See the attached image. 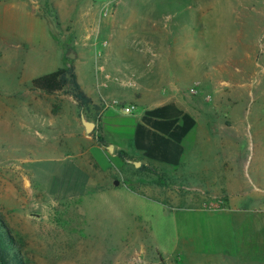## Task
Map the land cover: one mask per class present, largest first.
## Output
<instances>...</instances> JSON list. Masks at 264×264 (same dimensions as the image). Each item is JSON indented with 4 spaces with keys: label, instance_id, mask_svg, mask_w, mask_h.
Masks as SVG:
<instances>
[{
    "label": "rangeland",
    "instance_id": "obj_1",
    "mask_svg": "<svg viewBox=\"0 0 264 264\" xmlns=\"http://www.w3.org/2000/svg\"><path fill=\"white\" fill-rule=\"evenodd\" d=\"M159 61L197 116L175 167L31 84ZM0 220L26 264H264V0H0Z\"/></svg>",
    "mask_w": 264,
    "mask_h": 264
},
{
    "label": "crops",
    "instance_id": "obj_2",
    "mask_svg": "<svg viewBox=\"0 0 264 264\" xmlns=\"http://www.w3.org/2000/svg\"><path fill=\"white\" fill-rule=\"evenodd\" d=\"M172 72L173 68L163 66L160 61L152 66L145 63L139 69L126 64L114 65L113 70L97 65L85 82L76 72L79 83L94 104L101 106L117 100L126 106H135L132 112L116 106L104 108L103 130L107 135H114L109 145L126 151L134 161L150 168L180 165L186 140L197 125V116L181 99L179 81ZM113 75L116 82L112 81ZM122 117L129 124V134L119 123ZM123 136L128 137L126 148L117 146L118 141L124 140ZM93 147L103 153L102 146Z\"/></svg>",
    "mask_w": 264,
    "mask_h": 264
},
{
    "label": "trees",
    "instance_id": "obj_3",
    "mask_svg": "<svg viewBox=\"0 0 264 264\" xmlns=\"http://www.w3.org/2000/svg\"><path fill=\"white\" fill-rule=\"evenodd\" d=\"M31 84L33 88L49 94L65 91V93L72 95L82 109L87 108L89 105L96 106L79 83L73 64L36 76L31 79ZM97 140L100 145H104L102 137L98 136ZM119 153L121 157L125 158V152L120 151ZM139 169L145 170L148 167L140 165ZM18 242L16 237L3 226L0 220V264H26L20 246L17 244Z\"/></svg>",
    "mask_w": 264,
    "mask_h": 264
},
{
    "label": "water",
    "instance_id": "obj_4",
    "mask_svg": "<svg viewBox=\"0 0 264 264\" xmlns=\"http://www.w3.org/2000/svg\"><path fill=\"white\" fill-rule=\"evenodd\" d=\"M68 57L69 58H73L74 54L73 53H69ZM81 122H82V124L84 126V130H85L86 133H90L93 130L94 126H95V123L92 122V121L87 120L84 117L83 114H81ZM107 148H108L109 151H111V152L113 151V146L112 145H108ZM134 165L136 167H138L140 165V162L139 161H134ZM117 183H118V181H115V184H117Z\"/></svg>",
    "mask_w": 264,
    "mask_h": 264
},
{
    "label": "built area",
    "instance_id": "obj_5",
    "mask_svg": "<svg viewBox=\"0 0 264 264\" xmlns=\"http://www.w3.org/2000/svg\"><path fill=\"white\" fill-rule=\"evenodd\" d=\"M109 106L110 107H114V106L120 107L125 112H132L135 109L134 105L126 106L117 100H112L110 103L106 104V107H109Z\"/></svg>",
    "mask_w": 264,
    "mask_h": 264
}]
</instances>
